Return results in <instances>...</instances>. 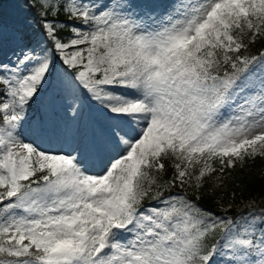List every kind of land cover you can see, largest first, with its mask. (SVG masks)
Here are the masks:
<instances>
[{"label":"snow or ice","instance_id":"1","mask_svg":"<svg viewBox=\"0 0 264 264\" xmlns=\"http://www.w3.org/2000/svg\"><path fill=\"white\" fill-rule=\"evenodd\" d=\"M38 2L44 39L0 61V264H264V213L174 191L264 156V0ZM56 59L112 121L93 168L26 135Z\"/></svg>","mask_w":264,"mask_h":264},{"label":"rangeland","instance_id":"2","mask_svg":"<svg viewBox=\"0 0 264 264\" xmlns=\"http://www.w3.org/2000/svg\"><path fill=\"white\" fill-rule=\"evenodd\" d=\"M24 14H26L27 22L25 23V28H27L29 23L34 22V20L30 19L33 15ZM66 19L70 22L71 27L78 25L77 21L69 20L67 14ZM22 25L12 22L10 26H0V47L2 48L0 49V61L7 62L9 58L15 59L13 51L18 52L24 44L32 42V38H35L33 42L43 40L42 36L35 37L34 31L28 29L26 32L28 35L30 34L29 39L31 41H29L25 37L27 34L24 33V30H21ZM11 26L12 28H10ZM63 73L64 69L60 66L59 61H55L52 75L49 77V83L45 86V90L41 92L40 98L32 104L28 113L26 135L43 149L55 150L58 147L67 148L69 145H74L75 148H79L81 153L84 154L90 167L91 160L88 159L87 155L91 152L92 145L88 138L82 140L85 131L82 118L86 117L95 123H97V120L95 118L92 119L90 113L85 111L84 99L86 97L74 89H70L66 81L62 82ZM77 96H80V99L76 100L75 97ZM75 105H78V111L74 113ZM185 189L191 193L195 187H185ZM180 194L184 195L183 193ZM229 209L236 214L248 210L249 213L242 218H250L253 215L258 217L264 213V195L249 196L230 203L220 204L216 208L218 214L215 216L229 219L226 212ZM218 232H220L219 229H217Z\"/></svg>","mask_w":264,"mask_h":264},{"label":"trees","instance_id":"3","mask_svg":"<svg viewBox=\"0 0 264 264\" xmlns=\"http://www.w3.org/2000/svg\"><path fill=\"white\" fill-rule=\"evenodd\" d=\"M14 2V3H13ZM20 7V9L18 8ZM21 7L28 8L34 14L36 34H41V16L38 0H0V23L9 25L19 15ZM64 14L59 15L53 22L58 26L66 25L61 35L69 30V25L63 20ZM52 20V17H49ZM42 35V34H41ZM262 43L255 44L251 51L255 54L261 49ZM164 179L173 175L169 161L165 163ZM190 199L197 202L203 209L214 210L219 204L230 203L254 195H264V156L246 157L243 162H237L233 167L225 168L223 172L217 169L210 176L205 177L203 186L194 189Z\"/></svg>","mask_w":264,"mask_h":264},{"label":"bare ground","instance_id":"4","mask_svg":"<svg viewBox=\"0 0 264 264\" xmlns=\"http://www.w3.org/2000/svg\"><path fill=\"white\" fill-rule=\"evenodd\" d=\"M14 3V2H13ZM20 9V7L18 6ZM22 10H27L25 7H21ZM0 49H2L0 47ZM84 105H85V111L86 113H90L92 119L95 118L97 120V123H95L92 120L87 119L86 117L82 118V124L85 128V132L82 136V140L84 139H89L91 145L98 143L100 139L102 138L104 132L108 128L109 124L112 123L110 121L105 113L101 111V109L97 106L96 103L90 101L87 99V97L84 99ZM73 148H75L74 145H69L67 148H56L55 150L58 149H64L65 151H70ZM83 154V153H82ZM84 155V154H83ZM88 159L91 160V165L90 168H93L94 166H98L96 162V152L93 150V147L91 149V152L87 155Z\"/></svg>","mask_w":264,"mask_h":264}]
</instances>
